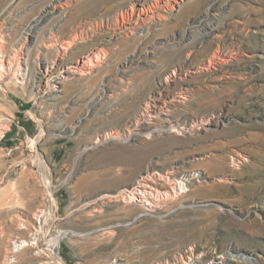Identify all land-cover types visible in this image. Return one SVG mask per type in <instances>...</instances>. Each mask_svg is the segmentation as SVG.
Listing matches in <instances>:
<instances>
[{"label":"rangeland","instance_id":"rangeland-1","mask_svg":"<svg viewBox=\"0 0 264 264\" xmlns=\"http://www.w3.org/2000/svg\"><path fill=\"white\" fill-rule=\"evenodd\" d=\"M139 1L0 0V264H264V0Z\"/></svg>","mask_w":264,"mask_h":264},{"label":"bare ground","instance_id":"bare-ground-1","mask_svg":"<svg viewBox=\"0 0 264 264\" xmlns=\"http://www.w3.org/2000/svg\"><path fill=\"white\" fill-rule=\"evenodd\" d=\"M186 1L188 0H140L137 3H133L132 5H130V11H126L127 17L123 20L127 21L131 26H133L132 28L134 29L138 27L141 28L147 24L154 23L160 20L164 13H167L169 11L171 12V10L177 8L178 6H181ZM64 7H66L65 3L61 4V2L52 3L49 6L45 7V9L40 14L36 15L28 22L23 32H25L28 37L33 38L35 34H32L35 32L37 33L38 29L43 26L44 21H48L51 18L57 16L60 11L65 9ZM28 37L25 36L24 38L27 39ZM61 59L62 57L59 58L58 63H56L57 60L55 59L52 61L44 60L36 66L37 70L34 77H38V75L42 73V71H44V74L46 73L47 75L45 76L46 84L49 85V88L52 89L53 92L60 90L63 80L68 77L67 75L78 72L74 68H72L73 65L71 66L69 61H61ZM82 66L83 65L81 64L80 68H82ZM138 182L141 186L142 184L147 183V179L142 176ZM199 264H202V262H200Z\"/></svg>","mask_w":264,"mask_h":264}]
</instances>
